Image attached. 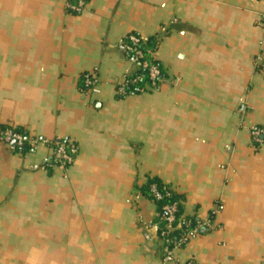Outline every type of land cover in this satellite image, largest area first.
<instances>
[{"label": "crops", "instance_id": "0c3cea01", "mask_svg": "<svg viewBox=\"0 0 264 264\" xmlns=\"http://www.w3.org/2000/svg\"><path fill=\"white\" fill-rule=\"evenodd\" d=\"M0 0V264L164 263L159 179L215 227L180 262L264 264V0ZM73 1V0H71ZM157 42L164 80L126 96V35ZM95 73L99 93L84 91ZM79 147L68 170L52 147ZM148 236V237H147Z\"/></svg>", "mask_w": 264, "mask_h": 264}, {"label": "built area", "instance_id": "2783aa9c", "mask_svg": "<svg viewBox=\"0 0 264 264\" xmlns=\"http://www.w3.org/2000/svg\"><path fill=\"white\" fill-rule=\"evenodd\" d=\"M86 7L85 0H73L69 1L68 9L76 14H81ZM264 27V16H263ZM148 39H145L136 34L126 35L122 41V49L125 52L128 60L132 64L138 63L141 68L147 73L148 87L146 89H158L164 80L163 70L157 63L155 58V51L153 49H144V45ZM131 73H129L124 82L118 88V94L120 96H126L129 93V88L136 86L137 79H132ZM84 91L99 93L97 87V77L95 73H86L83 77ZM144 90V89H143ZM142 90V91H143ZM251 137L255 144L259 147L264 146V129L261 127H252L250 129ZM0 139L10 146L13 150L17 151L18 148L23 147L25 144V135L15 128L8 127L3 130L0 129ZM53 141L49 139L34 140L32 143H44L48 146L52 145ZM79 154V147L75 143L60 140L52 149V163L54 166L64 170H68L74 165ZM150 196L156 201H162L165 197L171 196V192L167 191L162 193L156 184H152L149 189ZM224 206L218 205L210 215V217L201 221L197 219L194 223L189 220L185 224V228L178 238L173 237V232L177 229V212L178 203L165 204L162 207L161 220L159 225V231L162 227L159 236L163 243L164 263H176V264H196L194 260H188L186 262H180L177 259V253L185 246H187L192 240L196 239L203 230H211L215 227V217L223 211ZM148 237V236H147Z\"/></svg>", "mask_w": 264, "mask_h": 264}, {"label": "trees", "instance_id": "16d2710c", "mask_svg": "<svg viewBox=\"0 0 264 264\" xmlns=\"http://www.w3.org/2000/svg\"><path fill=\"white\" fill-rule=\"evenodd\" d=\"M144 49H153L154 51H156L157 49V42L152 38V39H148V41L146 42V44L143 46ZM157 61V60H156ZM157 63L160 65V67L163 70L162 65L159 63V61H157ZM132 79H137V85L130 87L129 93H138L141 92V90H149L146 89L148 87V81H147V73L141 68V65H139L138 63L134 64V70L131 73L130 76ZM163 77H164V70H163ZM9 126H2L0 129H7ZM16 131H19L21 133H23L25 135V144L23 147H20L17 149L18 152H22V153H26L29 152L31 150V146H30V141H29V134L27 133L26 130L22 129V128H15ZM57 144V141H53L52 142V149L55 147V145ZM53 161H51L52 163ZM152 184H156L159 188V190L162 193H166L167 191L171 192V196L169 197H165L162 201H156L152 196H150L149 193V189L150 186ZM143 193L147 196H149V198L157 205L160 216H159V220H161V214H162V207L165 204H173V203H178V212H177V229L173 232V237L174 238H178L180 236V234L182 233V231L185 228V224L189 221L192 220L194 223L197 222V217L196 216H188L185 215L184 213V208H183V199L180 195L174 193L173 191H171L166 185H164L162 183L161 180L159 179H150L149 182L144 186L143 188ZM162 227L160 228L161 231ZM159 231V233H160Z\"/></svg>", "mask_w": 264, "mask_h": 264}]
</instances>
